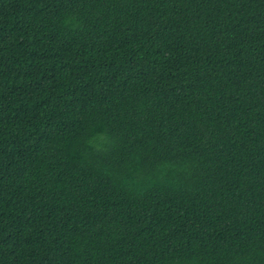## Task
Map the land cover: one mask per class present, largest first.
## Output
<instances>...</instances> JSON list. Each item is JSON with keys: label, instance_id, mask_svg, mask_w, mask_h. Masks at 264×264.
<instances>
[{"label": "trees", "instance_id": "1", "mask_svg": "<svg viewBox=\"0 0 264 264\" xmlns=\"http://www.w3.org/2000/svg\"><path fill=\"white\" fill-rule=\"evenodd\" d=\"M0 264H264V0H0Z\"/></svg>", "mask_w": 264, "mask_h": 264}]
</instances>
